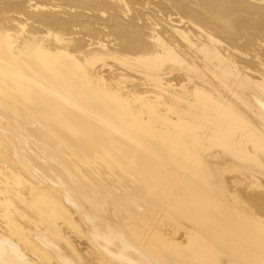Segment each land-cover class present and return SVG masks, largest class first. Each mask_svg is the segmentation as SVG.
<instances>
[{
    "label": "bare ground",
    "instance_id": "bare-ground-1",
    "mask_svg": "<svg viewBox=\"0 0 264 264\" xmlns=\"http://www.w3.org/2000/svg\"><path fill=\"white\" fill-rule=\"evenodd\" d=\"M0 264H264V0H0Z\"/></svg>",
    "mask_w": 264,
    "mask_h": 264
},
{
    "label": "rangeland",
    "instance_id": "rangeland-1",
    "mask_svg": "<svg viewBox=\"0 0 264 264\" xmlns=\"http://www.w3.org/2000/svg\"><path fill=\"white\" fill-rule=\"evenodd\" d=\"M160 13H157V15L159 16ZM155 17V16H154ZM160 17V16H159Z\"/></svg>",
    "mask_w": 264,
    "mask_h": 264
}]
</instances>
